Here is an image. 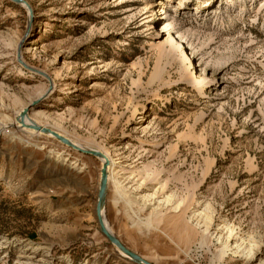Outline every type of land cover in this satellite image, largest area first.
Masks as SVG:
<instances>
[{
    "label": "rangeland",
    "instance_id": "obj_1",
    "mask_svg": "<svg viewBox=\"0 0 264 264\" xmlns=\"http://www.w3.org/2000/svg\"><path fill=\"white\" fill-rule=\"evenodd\" d=\"M25 109L116 160L129 250L264 264V0H0V264H138L103 160Z\"/></svg>",
    "mask_w": 264,
    "mask_h": 264
},
{
    "label": "bare ground",
    "instance_id": "obj_2",
    "mask_svg": "<svg viewBox=\"0 0 264 264\" xmlns=\"http://www.w3.org/2000/svg\"><path fill=\"white\" fill-rule=\"evenodd\" d=\"M167 12H164V15H166ZM167 16V15H166ZM166 16L164 18H166ZM167 19V18H166ZM164 24H162L163 26ZM164 27V26H163ZM168 27V25H167ZM165 28V27H164ZM185 55H186V58H187V61L185 60L184 62H191V57L186 54L185 52ZM195 85H196V88H199L202 90V88L204 87V82H198L196 83L195 82ZM198 90V89H197ZM199 92V91H198ZM26 111V112H25ZM25 112V113H24ZM27 114V109H25L22 113H21V117L22 119H20V123L23 124V126H26V127H30L32 128L35 132H39V133H45V134H48L50 136H54L52 133L50 132H44L43 128H46L44 125L42 124H39L38 122H36L34 119H28L27 117H25ZM19 123V122H18ZM51 129V128H50ZM58 133V132H57ZM59 134V133H58ZM63 136V135H61ZM56 137V136H55ZM64 137V136H63ZM58 138V137H56ZM59 139V138H58ZM68 139V138H67ZM60 140V139H59ZM69 140V139H68ZM73 144L79 146V147H82V148H85V149H92L89 145L87 144H83V143H79L77 141H75L74 139H71L70 140ZM100 151V150H98ZM99 157L103 160V164L107 163V167H106V171H107V181H108V178L109 180L116 174V168H117V162L116 160L113 158V157H110V155H108L107 153L105 152H101L100 151V155ZM116 183V182H115ZM106 190H107V187H106ZM105 196V195H104ZM104 196L101 198V200H99V205H100V212H101V215L104 219V225L106 227V229L112 233V228H109V224H108V221H107V218H106V215H105V208H104ZM111 229V230H110ZM114 234V233H112ZM233 234V233H232ZM117 251L122 254L124 257L128 258L129 260H134L129 254H127L120 246H118L116 243H114ZM239 246V245H238ZM228 245L225 246V252L228 250ZM223 251V253L225 254V252ZM143 258V257H142ZM144 259V258H143ZM136 263L138 264H142L141 261L139 260H136Z\"/></svg>",
    "mask_w": 264,
    "mask_h": 264
},
{
    "label": "water",
    "instance_id": "obj_3",
    "mask_svg": "<svg viewBox=\"0 0 264 264\" xmlns=\"http://www.w3.org/2000/svg\"><path fill=\"white\" fill-rule=\"evenodd\" d=\"M26 112V111H25ZM24 112V113H25ZM44 132H50L52 133L54 136L58 137L61 141H63L65 144H67L68 146L78 150V151H82V152H85V153H89V154H93V155H96V156H99L100 155V151L98 150H95V149H85V148H82V147H79L75 144H73L70 140H68L66 137H63L61 136L60 134H58L55 130L53 129H50V128H43ZM107 163H105L103 165V168H102V182H101V187H100V191H99V200H101V198L105 195L106 193V187H107V184H108V181H107V171H106V167H107ZM97 215H98V220H99V223H100V226H101V230L103 232V234L109 239L111 240L113 243H116L118 246H120L127 254H129L135 261L136 260H139L142 262V264H152L151 262H149L148 260L146 259H143L142 256L136 252H133L131 250H129L126 246H124L121 241L112 233H110L106 227H105V223H104V219L101 215V212H100V205L98 204V207H97Z\"/></svg>",
    "mask_w": 264,
    "mask_h": 264
}]
</instances>
